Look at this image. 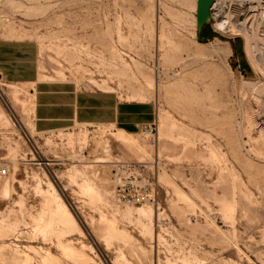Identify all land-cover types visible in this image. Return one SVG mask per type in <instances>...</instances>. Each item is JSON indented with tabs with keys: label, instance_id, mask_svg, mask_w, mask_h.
Wrapping results in <instances>:
<instances>
[{
	"label": "rangeland",
	"instance_id": "374dc122",
	"mask_svg": "<svg viewBox=\"0 0 264 264\" xmlns=\"http://www.w3.org/2000/svg\"><path fill=\"white\" fill-rule=\"evenodd\" d=\"M196 6L0 0V40L31 41L41 78L156 107L153 134L37 133L0 78V264H264V58L200 40ZM116 160L147 165L153 202L116 200Z\"/></svg>",
	"mask_w": 264,
	"mask_h": 264
},
{
	"label": "crops",
	"instance_id": "0c3cea01",
	"mask_svg": "<svg viewBox=\"0 0 264 264\" xmlns=\"http://www.w3.org/2000/svg\"><path fill=\"white\" fill-rule=\"evenodd\" d=\"M36 51L31 41L0 40V78L29 90L32 106L28 119L37 133L104 125L132 134L139 124L156 122V107L150 101L122 99L114 90L41 78Z\"/></svg>",
	"mask_w": 264,
	"mask_h": 264
},
{
	"label": "built area",
	"instance_id": "2783aa9c",
	"mask_svg": "<svg viewBox=\"0 0 264 264\" xmlns=\"http://www.w3.org/2000/svg\"><path fill=\"white\" fill-rule=\"evenodd\" d=\"M211 27L216 35L248 39H264V0H213L210 7ZM146 134H153L156 122L139 124ZM147 165L142 162H113L112 185L120 203H150L155 199L153 182L144 175ZM9 166L0 162V179L8 176Z\"/></svg>",
	"mask_w": 264,
	"mask_h": 264
},
{
	"label": "water",
	"instance_id": "95a60500",
	"mask_svg": "<svg viewBox=\"0 0 264 264\" xmlns=\"http://www.w3.org/2000/svg\"><path fill=\"white\" fill-rule=\"evenodd\" d=\"M212 3L213 0H197L196 22L200 40L204 39L202 36L204 28L211 23L210 7Z\"/></svg>",
	"mask_w": 264,
	"mask_h": 264
},
{
	"label": "bare ground",
	"instance_id": "6f19581e",
	"mask_svg": "<svg viewBox=\"0 0 264 264\" xmlns=\"http://www.w3.org/2000/svg\"><path fill=\"white\" fill-rule=\"evenodd\" d=\"M247 49H248L250 55L254 56V55H257L259 53L260 57L264 58V39H260L254 35L248 37Z\"/></svg>",
	"mask_w": 264,
	"mask_h": 264
},
{
	"label": "trees",
	"instance_id": "16d2710c",
	"mask_svg": "<svg viewBox=\"0 0 264 264\" xmlns=\"http://www.w3.org/2000/svg\"><path fill=\"white\" fill-rule=\"evenodd\" d=\"M202 36L204 39H210L215 36V33L212 31L211 28H209V25H207L203 30ZM234 48L236 51L238 50V47L236 44H234Z\"/></svg>",
	"mask_w": 264,
	"mask_h": 264
}]
</instances>
